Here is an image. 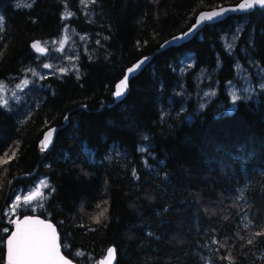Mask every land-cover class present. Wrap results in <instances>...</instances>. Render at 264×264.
I'll return each mask as SVG.
<instances>
[{
	"label": "trees",
	"instance_id": "1",
	"mask_svg": "<svg viewBox=\"0 0 264 264\" xmlns=\"http://www.w3.org/2000/svg\"><path fill=\"white\" fill-rule=\"evenodd\" d=\"M239 1L94 0L91 18L79 0H0V84L35 63V39L58 37L66 26L98 35L80 51L77 71L44 79L49 89L31 113L0 101V156L18 145L0 169L3 264L12 229L3 210L43 176L51 187L40 208L19 214L52 220L62 251L79 264H97L111 245L116 264H264L257 235L264 233V87L236 101L227 94L243 65L264 71V8L207 23L154 53L200 11ZM149 54L114 102L126 68ZM183 56L194 64L178 68ZM201 69L217 96L197 109ZM52 126L53 150L43 154L40 141ZM219 197L232 209L207 220L218 208L205 198ZM100 209L107 211L97 223Z\"/></svg>",
	"mask_w": 264,
	"mask_h": 264
},
{
	"label": "rangeland",
	"instance_id": "2",
	"mask_svg": "<svg viewBox=\"0 0 264 264\" xmlns=\"http://www.w3.org/2000/svg\"><path fill=\"white\" fill-rule=\"evenodd\" d=\"M79 1L80 7H83V12L86 15H91V18H94L95 13L92 12L91 7L94 3V0ZM97 36L98 35L92 34L91 32L79 33L75 28L66 26V28L58 37L42 41L41 43L44 46V49L42 52L37 53L36 59L34 60L35 63L27 65V68L25 67L26 71L22 75L0 84L1 103L5 104L4 101H7L6 105L14 108L13 110L17 112H20L22 109H26L28 113H31L33 105L35 103L37 104V102H40V100L44 98L47 93L46 88L49 89V85L47 84L48 82H45L44 79L47 77H57L60 74L71 71L73 68L74 71H77L80 51L84 50L88 52L92 45L98 42ZM225 39L226 42L229 43V39ZM193 64V58H185V56H183L179 60L177 66L180 69H186L189 68V65ZM45 65H50V67H45ZM27 72L28 74H26ZM37 75L40 76V79H43L40 83L37 82ZM198 77L199 80L197 83L199 82V85L195 86V94L198 97L199 102L197 109L198 107L203 108L210 102L209 100L216 98L217 96L216 83L211 77L210 71L201 69L198 72L197 78ZM58 78H60V76H58ZM25 80L28 81L27 84H24ZM262 87H264L263 69L260 67L252 68V66L245 67L243 65L239 68L238 80L230 81L228 83L227 94L231 99L233 93H235L238 98H247L256 93L258 88ZM179 88L185 92L184 85ZM187 99L185 98L186 103L190 100V97H187ZM33 100L34 102L32 103ZM17 146L18 145L16 142L12 143L8 150L0 156V167L2 166L0 169H3L7 161L10 160L11 157L15 156ZM50 187L51 183L49 181V177L43 176L35 184L31 185L30 188L26 190L18 189L15 191L11 201L7 206H5L3 210V214L6 216V219L10 221L16 213H19V209H23L24 207L32 209L34 212H36V209L40 208V204H38L39 201L43 200L44 196L47 194V190ZM17 197H19V199H17ZM28 197L31 198L26 199ZM206 203L209 204V207L218 208L216 211L210 213L209 216H206L207 220L211 217L214 219V217L217 215V217H219L221 215L220 213H225L228 207H231L232 209V204H229L228 199H223L222 197H219L218 199L205 198V204ZM223 206H226L227 209L225 210ZM230 212L229 217L233 218ZM99 213H101V209L99 210ZM219 242V247H223L224 249L227 247L226 238L225 240L222 238V240H219Z\"/></svg>",
	"mask_w": 264,
	"mask_h": 264
},
{
	"label": "snow or ice",
	"instance_id": "3",
	"mask_svg": "<svg viewBox=\"0 0 264 264\" xmlns=\"http://www.w3.org/2000/svg\"><path fill=\"white\" fill-rule=\"evenodd\" d=\"M254 6H264V0H244V3L240 4L239 7L240 9H252ZM229 10L221 7L218 11L201 15L193 29H189V32L184 33L183 36H188L202 22L213 21ZM2 21L3 17H0V23ZM32 47L37 51H42L38 43H34ZM146 61L147 58L137 64L135 69L141 68ZM45 67H50V65H45ZM128 71L132 73L134 69L130 68ZM128 80L129 76L126 75L116 86L114 95L118 99L126 92ZM27 83L28 81L25 80L24 84ZM232 99L233 101L238 99L235 93H233ZM4 103L6 104L7 101H4ZM52 134V131H49L45 136L44 141H42V148H47ZM29 198L31 197L26 199ZM106 211L107 209L94 218L97 223L100 222V218L105 215ZM12 223L16 225V229L7 239V264H69V261L60 253L56 230L51 223L40 220L38 217H24L23 220L12 221ZM4 231H7V229H4ZM257 235H264V233H258ZM251 242L249 241V243ZM114 256L115 249L109 248L106 264H111ZM0 264H3V262L0 261Z\"/></svg>",
	"mask_w": 264,
	"mask_h": 264
},
{
	"label": "water",
	"instance_id": "4",
	"mask_svg": "<svg viewBox=\"0 0 264 264\" xmlns=\"http://www.w3.org/2000/svg\"><path fill=\"white\" fill-rule=\"evenodd\" d=\"M244 3V0H240L238 3H235V4H226V5H222V6H218V7H214V8H210V9H204L202 11H200V13L198 14L197 16V19L195 21V23L189 28V29H193V26L197 24V20L199 19V17L201 15H204V14H207L211 11H218L219 8L223 7V8H227V9H230L229 11H227L226 13H224L223 15H221L220 17L218 18H215L213 21H210V22H202L201 24H199L188 36L184 37L183 34L184 33H188L189 32V29L186 30L185 32H180L170 38H168L166 41H164V43L160 46L159 49H157L154 53H156L157 51H160V50H163V49H166L167 47L169 46H175V45H178L180 43H183L185 41H188L190 40L192 37H194L198 31L200 29H202L207 23H216V22H219V21H222L223 19H225L226 17H228L229 15H232V14H242V13H247V12H250V11H253L256 7H259V8H264V6H254L252 9H240V4ZM34 43H38L39 47L42 49L43 51V45L42 43L40 42V40L38 39H35L34 41L31 42V46L34 44ZM34 50L39 53V52H42V51H37L35 48ZM154 54H149V55H145L143 57H141L140 59H138L137 61H135L131 66L127 67L126 68V71H125V75L122 77V79L127 75L129 76V80H128V88L126 90V92L118 99L116 97V100H121L123 99L127 92H128V89H129V82H130V79L135 76L136 74H138L144 67H146V65H148V63L152 60ZM147 58V61L143 64V66L139 69H135V66L137 64H140L141 61H144V59ZM130 68H133L134 71L132 73H129L128 69ZM121 79V80H122ZM120 80V81H121ZM119 81V82H120ZM118 82V84H119ZM117 84V85H118ZM116 91V90H115ZM115 93V92H114ZM113 93V95H114ZM115 96V95H114ZM67 119V118H66ZM57 130H58V126H52V127H49L46 129L40 143H42V141H44L45 139V136L49 133V131H52V137H51V140L48 144V148H51L53 143H54V140H55V137H56V133H57ZM42 150V149H41ZM43 154L46 153V150H42L41 151ZM24 217H38L40 220H43V221H46V222H49L51 223L55 230H56V234H57V237H58V244L60 245V253L63 257H65L66 260L69 261V264H76L75 261H73L70 257H68L63 251H62V245H61V242H60V233L58 231V228H57V225L52 221V220H48V219H45L41 216H38V215H31V214H26V215H15L9 222L10 224L13 226L12 229L10 230V233L9 235L7 236L6 238V242H5V247H6V253H5V264H7V239L8 237L15 231L16 229V225L14 223H12V221H16V220H23ZM109 248H114L115 249V256L114 258L111 260V264H116L117 263V260H118V251H117V247L114 246V245H111ZM107 258H108V252L107 254L104 256V258H102L100 264H106V261H107Z\"/></svg>",
	"mask_w": 264,
	"mask_h": 264
},
{
	"label": "bare ground",
	"instance_id": "5",
	"mask_svg": "<svg viewBox=\"0 0 264 264\" xmlns=\"http://www.w3.org/2000/svg\"><path fill=\"white\" fill-rule=\"evenodd\" d=\"M118 84V83H117ZM117 86V85H116ZM129 86H130V83H129ZM115 90H116V88H115ZM129 90V89H128ZM113 98H114V102H118V101H120V100H116V97L113 95ZM114 102H113V104H114ZM110 106H112V104H110ZM45 133V132H44ZM57 137V136H56ZM40 148L42 149V150H46V152H48L49 150H51L52 149V147L51 148H42V143H40ZM53 150V149H52ZM48 154V153H47ZM42 217V216H41ZM44 218V217H43ZM46 219V218H45ZM49 220V219H48ZM109 249V248H108ZM108 249H107V251H106V254H107V252H108ZM105 254V255H106ZM102 258H104V257H102ZM102 258L99 260V262L97 263V264H100V262H101V260H102ZM74 261V260H73ZM76 264H79V263H77L76 262Z\"/></svg>",
	"mask_w": 264,
	"mask_h": 264
},
{
	"label": "flooded vegetation",
	"instance_id": "6",
	"mask_svg": "<svg viewBox=\"0 0 264 264\" xmlns=\"http://www.w3.org/2000/svg\"><path fill=\"white\" fill-rule=\"evenodd\" d=\"M15 215H20V214H19V213H16ZM15 215H14V216H15ZM20 216H22V215H20ZM11 226H12V225H11ZM12 227H13V226H12Z\"/></svg>",
	"mask_w": 264,
	"mask_h": 264
}]
</instances>
